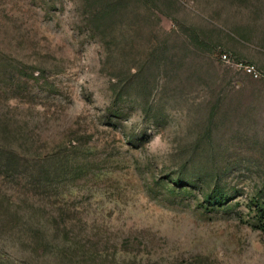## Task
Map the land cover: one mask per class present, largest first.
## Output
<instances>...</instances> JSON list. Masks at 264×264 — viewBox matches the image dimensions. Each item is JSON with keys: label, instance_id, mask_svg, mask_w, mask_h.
<instances>
[{"label": "rangeland", "instance_id": "obj_1", "mask_svg": "<svg viewBox=\"0 0 264 264\" xmlns=\"http://www.w3.org/2000/svg\"><path fill=\"white\" fill-rule=\"evenodd\" d=\"M0 264H264V0H0Z\"/></svg>", "mask_w": 264, "mask_h": 264}, {"label": "clouds", "instance_id": "obj_2", "mask_svg": "<svg viewBox=\"0 0 264 264\" xmlns=\"http://www.w3.org/2000/svg\"><path fill=\"white\" fill-rule=\"evenodd\" d=\"M149 133H150V139L147 141V147L150 152L156 153L157 151L170 150L171 145L166 139H164L159 134L153 136L151 130H149Z\"/></svg>", "mask_w": 264, "mask_h": 264}, {"label": "built area", "instance_id": "obj_3", "mask_svg": "<svg viewBox=\"0 0 264 264\" xmlns=\"http://www.w3.org/2000/svg\"><path fill=\"white\" fill-rule=\"evenodd\" d=\"M222 59L224 61H230V57L228 56L227 53L222 54ZM248 69H249L250 72H254L255 75H258V73L256 72V70L253 67H248Z\"/></svg>", "mask_w": 264, "mask_h": 264}]
</instances>
